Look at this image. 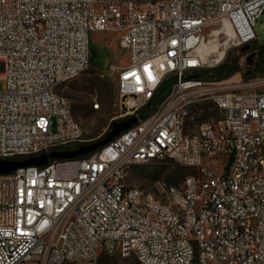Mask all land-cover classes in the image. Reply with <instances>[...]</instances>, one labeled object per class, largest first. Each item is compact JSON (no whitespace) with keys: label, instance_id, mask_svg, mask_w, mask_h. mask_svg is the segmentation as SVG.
<instances>
[{"label":"built area","instance_id":"1","mask_svg":"<svg viewBox=\"0 0 264 264\" xmlns=\"http://www.w3.org/2000/svg\"><path fill=\"white\" fill-rule=\"evenodd\" d=\"M263 12L264 0H0V159L85 144L58 87L90 64L93 31L118 33L128 50V62L117 66L115 118H137L85 155L0 173V264H91L116 254L124 238H134L130 253L143 264H188L190 256L198 264H264V153L256 175H246L245 164L264 141V73L243 83L193 74L207 64L199 48L208 29L227 23L230 45L249 43ZM188 99L225 111L221 145L211 140L209 119L198 125L205 138L197 129L172 130V114ZM224 152L230 168L220 165ZM166 154L203 170L202 179L162 184L174 208L156 205L125 178L132 161ZM237 167H245L243 177ZM175 203L185 214L175 213Z\"/></svg>","mask_w":264,"mask_h":264},{"label":"rangeland","instance_id":"2","mask_svg":"<svg viewBox=\"0 0 264 264\" xmlns=\"http://www.w3.org/2000/svg\"><path fill=\"white\" fill-rule=\"evenodd\" d=\"M254 28L258 36L257 39L242 45H231L226 49L225 57L220 62L210 60L205 66L193 70V74L221 66L223 63H228L231 66L238 65L239 68L228 77H207L203 79L206 81L243 83L263 74L264 61L259 56L257 48L264 43V12L256 19ZM212 29H215V27L208 29L206 41L215 38ZM118 36V33L93 31L90 43V64L80 74L58 87V92L70 100L72 113L83 128L82 143H90L102 138L112 128V123L116 121L115 117L118 114L117 66L126 64L129 58L128 50L120 47ZM226 39L227 36L223 32L217 36L218 42L222 43L221 48L224 47ZM245 46H248V48L242 50ZM216 56V54H213L212 58L214 59ZM249 58L251 63L248 62ZM170 82L171 80L164 83V85L168 83L169 87ZM5 88L6 81L0 79V91H4ZM167 90L168 88L161 91L160 88L151 102V107L161 101ZM253 90L246 88L244 91L250 92ZM95 102L99 103L97 109L93 106ZM215 116L216 110L212 102H200L192 108L185 130L193 132L203 119ZM53 130H56L55 125ZM192 172H194L193 169L172 159H153L134 165L126 176V183L138 186L144 194H153L157 198L167 201L162 184L180 186L185 176ZM98 264L143 263L134 253L127 256L102 253ZM193 264H198L197 259Z\"/></svg>","mask_w":264,"mask_h":264},{"label":"bare ground","instance_id":"3","mask_svg":"<svg viewBox=\"0 0 264 264\" xmlns=\"http://www.w3.org/2000/svg\"><path fill=\"white\" fill-rule=\"evenodd\" d=\"M117 1H125V2H133L136 6H144V1L138 2L135 0H117ZM156 0H147V6H155ZM213 35L215 38H212L208 41H205L199 48V51L201 53L202 58L207 63L208 61L212 60L214 62H220L226 54V49L230 47L229 44L230 41L235 37L234 32L230 28V26L227 23H222V26L219 28L213 29ZM223 32L227 39L224 42V47L221 48L222 43L218 42L217 36ZM237 45V44H236ZM213 54H216V58H212ZM78 74H76L77 76ZM203 101H197L195 99H188L181 103L180 105V111L179 114H172L171 118V128L172 130H180V134H187L190 132H187L185 130L186 122L190 115V112L192 108L198 103ZM213 104V101H210ZM94 108H99V103L95 102L93 104ZM216 110V116L215 117H208L205 119H209V125H210V134H211V140H213L214 145H221L222 142V127L225 126V111L221 109H217V107H214ZM71 115H73L71 110ZM75 118V117H74ZM75 128L76 130H81V135H84L83 128L79 121L75 118ZM197 135L198 138H205V128H197ZM264 153V141H262L260 144H257L255 148L249 150L247 154L245 155V164L246 166V175H256L258 173V159L262 158V154ZM169 158L179 163V158L175 154H166L162 157V155H152L148 161L153 159H164ZM147 162L146 160H134L132 161L128 167H126L125 170V178L128 174V172L131 170V168L134 165L141 164ZM230 162H231V152H224L223 158H220V165H222L223 168H230ZM194 172L188 174L185 176V179L188 180H197L203 178V170H195ZM245 175V167H237L236 169V177H243ZM132 187H138L135 185H132ZM168 188H175L174 185H168ZM141 193L144 194L143 190L141 189ZM167 201H163L159 198H157L155 195L151 194V201L156 203V205H160L162 207L166 208H174V201L172 199H169L168 196H166ZM175 213L177 214H185V206L183 203H175ZM246 229H253V222H246ZM134 245V238H124L123 242L120 246L119 250H116V254L112 255H122L127 256L130 253V247ZM60 252H62V245H55V247H52V255H59ZM197 259V256H190L188 260V264H193V262ZM198 261V259H197ZM67 263L71 264H80V260H67ZM55 264H63V263H55ZM91 264H98V262H91Z\"/></svg>","mask_w":264,"mask_h":264},{"label":"water","instance_id":"4","mask_svg":"<svg viewBox=\"0 0 264 264\" xmlns=\"http://www.w3.org/2000/svg\"><path fill=\"white\" fill-rule=\"evenodd\" d=\"M247 48L248 46H245L242 48V50H245ZM248 62L251 63L250 58ZM136 121L137 118L135 116H131L125 120L114 121L112 123V128L102 138L92 141L90 143H85L83 145L78 146L77 148L53 150L49 154L44 153L38 156H32L22 160L1 158L0 173H8L22 166L44 165L48 162L49 159H68V158H74L81 155H85L110 142L114 137L119 135L122 131L131 127L132 124Z\"/></svg>","mask_w":264,"mask_h":264},{"label":"trees","instance_id":"5","mask_svg":"<svg viewBox=\"0 0 264 264\" xmlns=\"http://www.w3.org/2000/svg\"><path fill=\"white\" fill-rule=\"evenodd\" d=\"M257 49H258L257 51H258L259 56L264 61V43L262 45H260ZM238 68H239L238 65L231 66L228 63H223L221 66L211 68V69H207L201 73H195L194 75H196L199 78H207V77L223 78V77H228L232 72L236 71ZM167 82H169V81H167ZM166 88H168V83L161 87V91L165 90ZM148 112L149 111L144 112V114L146 115V114H148ZM78 146H79L78 144L77 145L72 144V145L67 146V148L73 149V148H77Z\"/></svg>","mask_w":264,"mask_h":264}]
</instances>
